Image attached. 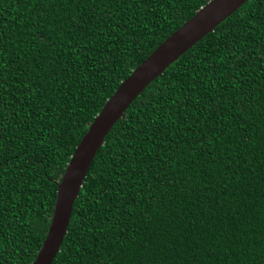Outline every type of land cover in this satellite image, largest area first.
Instances as JSON below:
<instances>
[{
	"label": "trees",
	"instance_id": "obj_1",
	"mask_svg": "<svg viewBox=\"0 0 264 264\" xmlns=\"http://www.w3.org/2000/svg\"><path fill=\"white\" fill-rule=\"evenodd\" d=\"M208 1L0 0V264H32L90 123ZM52 264H264V0L132 102Z\"/></svg>",
	"mask_w": 264,
	"mask_h": 264
},
{
	"label": "water",
	"instance_id": "obj_2",
	"mask_svg": "<svg viewBox=\"0 0 264 264\" xmlns=\"http://www.w3.org/2000/svg\"><path fill=\"white\" fill-rule=\"evenodd\" d=\"M249 0H210L165 39L109 98L78 144L59 183L55 207L46 238L32 264H52L61 249L74 206L88 171L107 135L124 116L147 85L214 31L227 17Z\"/></svg>",
	"mask_w": 264,
	"mask_h": 264
}]
</instances>
